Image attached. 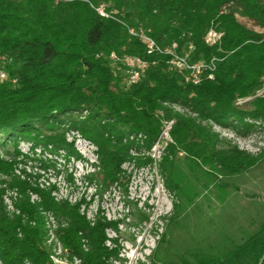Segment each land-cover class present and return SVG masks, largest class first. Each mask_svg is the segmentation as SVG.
<instances>
[{"label": "trees", "instance_id": "trees-1", "mask_svg": "<svg viewBox=\"0 0 264 264\" xmlns=\"http://www.w3.org/2000/svg\"><path fill=\"white\" fill-rule=\"evenodd\" d=\"M100 5L108 17L96 11ZM235 14L264 29V0H0V55L8 75L0 82V144L6 150L10 142L13 149L9 159L0 157V175L7 177L0 180L5 184L0 187V264H52L46 214L52 215L53 234L70 263L110 264L117 258V249L106 245L116 244L106 234L108 228L117 231L116 222L99 213L89 220L80 210L83 199H57L55 187L40 189L14 173L20 140L31 149L52 146L53 152L64 150L66 160L80 159L65 135L76 131L96 147L97 171L86 179L98 180L103 190L126 185L124 163L152 162L130 150H150L168 121L171 141L158 165L173 193L181 191L174 162L179 152L195 166L223 174H242L256 163L209 124L248 132L254 125L246 118L264 122V94L256 95L264 87V33L248 29ZM123 23L148 29L161 46L176 43L190 61L217 58L213 78L184 83L182 73L168 70L167 57L147 55ZM209 27L222 33L217 45L204 42ZM110 53L148 62L136 84H125L123 66L109 59ZM248 97L247 108L237 103ZM79 112L85 115L73 116ZM138 134L144 136L142 145L129 139ZM6 188L16 191L17 214L11 216L1 201ZM140 221L148 216L142 214ZM181 264H264V228L223 256L199 255L196 262Z\"/></svg>", "mask_w": 264, "mask_h": 264}, {"label": "rangeland", "instance_id": "rangeland-1", "mask_svg": "<svg viewBox=\"0 0 264 264\" xmlns=\"http://www.w3.org/2000/svg\"><path fill=\"white\" fill-rule=\"evenodd\" d=\"M99 8L104 10V5ZM235 17L248 29L264 33V29L255 26L251 20L238 14ZM262 94L264 87L256 92V95ZM251 98L237 103L247 108L245 102ZM173 109L183 112L176 105ZM77 115L83 117L85 113H73V116ZM245 121L254 125L248 132L243 128L234 130L212 122L209 124L230 145L255 156L256 163L242 174H223L195 166L182 159L179 152L174 160L181 183L178 193L165 187L158 165L166 143L171 141L170 127H163L150 150H130L131 155L149 156L152 162L142 166H136L133 161L124 163L122 168L129 175L124 186L112 185L103 190L98 180L86 179V175L97 171L94 166L97 163L96 147L73 130L66 131L65 135L80 159L66 160L64 150L53 152L52 146L31 149L29 142L20 140L17 147L20 155L16 157L18 164L14 173L40 189L55 187L52 195L57 199H67L71 203L83 199L80 210L89 220L99 213L116 222L117 231L106 229L108 238H116V244L106 241V245L117 249V258L113 257L110 264H160L155 258L179 264L194 263L199 255L223 256L264 228V122L250 118ZM129 136L143 144V135ZM3 139L0 137V141ZM5 145L6 150L0 144V157L9 159L13 149L10 142ZM5 179L6 176L0 175V180ZM15 197L16 191L8 188L1 195L2 205L10 216L17 214L13 205ZM30 198L34 200L36 196L30 194ZM142 214L148 216V221H140ZM54 224L52 215L46 214V227L49 228L46 245L52 264H78L76 259L72 263L67 260L53 234ZM161 233L164 236L160 242Z\"/></svg>", "mask_w": 264, "mask_h": 264}, {"label": "built area", "instance_id": "built-area-1", "mask_svg": "<svg viewBox=\"0 0 264 264\" xmlns=\"http://www.w3.org/2000/svg\"><path fill=\"white\" fill-rule=\"evenodd\" d=\"M96 11L105 17L109 15L102 9L96 8ZM124 24V23H123ZM125 25V24H124ZM126 26V25H125ZM127 33L138 39L145 49L147 55H159L167 57L166 64L170 71L182 73L184 83L197 85L203 78L212 79L216 68L217 58L211 57L207 61H190L187 53H179L176 43L169 46L159 45L149 34V30L142 27L126 26ZM222 33L209 27L204 36V42L208 46L217 45L220 42ZM192 46H189L191 49ZM109 59L120 63L123 66V76L126 85L136 84L144 74L148 62L138 56L123 54L117 56L115 53L109 54ZM4 58L0 55V82L8 80V75L3 69ZM15 80L12 79L11 82ZM172 121L165 123L164 127L169 128ZM132 138V137H131Z\"/></svg>", "mask_w": 264, "mask_h": 264}]
</instances>
